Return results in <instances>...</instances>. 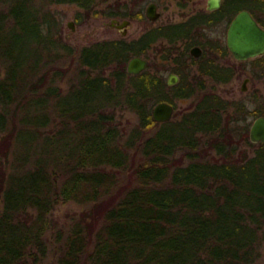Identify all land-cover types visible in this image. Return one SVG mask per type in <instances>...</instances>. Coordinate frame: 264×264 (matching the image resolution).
<instances>
[{"label":"trees","instance_id":"16d2710c","mask_svg":"<svg viewBox=\"0 0 264 264\" xmlns=\"http://www.w3.org/2000/svg\"><path fill=\"white\" fill-rule=\"evenodd\" d=\"M63 2L92 9L96 0H0V264H43L50 252L49 264H256L264 141L249 139L248 115L263 109L184 78L176 45L184 27L75 48L52 8ZM125 5L112 0L101 12L127 15ZM248 7L264 25V1ZM159 38L170 43L162 57L177 63L168 67L176 83L150 60L127 71ZM204 70L222 80L232 73ZM193 95L188 109L153 119L156 102L176 108ZM118 109L136 120L120 126ZM68 200L92 205L64 227L50 213Z\"/></svg>","mask_w":264,"mask_h":264},{"label":"rangeland","instance_id":"374dc122","mask_svg":"<svg viewBox=\"0 0 264 264\" xmlns=\"http://www.w3.org/2000/svg\"><path fill=\"white\" fill-rule=\"evenodd\" d=\"M110 1L112 0H96L92 9H85L71 2L56 3L52 5V8L57 11V14L61 19L65 38L73 44L75 48L97 39L112 38L120 34L117 28L110 25L109 17L101 12V9L104 11ZM157 1L161 16L155 21V23L180 20L184 17V10L205 4V0H189L188 8H184V0ZM146 2L147 0L145 3ZM257 12L260 13L259 11ZM77 17L80 18L79 21L77 20ZM71 19L74 22V29H71L67 23V21ZM149 24L150 23L147 22L146 19H132L128 25L127 33L131 37L137 36ZM222 29L223 24H219L212 30V33L214 35H221L225 38V31L223 32ZM164 45L168 46L165 42L154 44L146 51L145 55L148 60L153 62L151 68H155L159 75L163 78H167L170 71L168 67L172 65V61L169 58L168 60L162 57ZM222 60L227 62L231 61L229 57ZM163 62L165 63V67L162 65ZM236 64L237 72L231 80L228 82L209 81L207 88L218 92L228 99H243L246 102L247 107L250 109L259 106L264 111V66H253L248 62H237ZM75 68L76 65L74 64L71 68V72H69L65 79L61 81L60 85L63 88H67L72 82L71 77L76 70ZM246 76H249V80L245 83L246 88L242 89L244 78ZM195 99V96L175 99L176 111L188 109L191 107ZM116 113V119L120 126L127 128L136 120V115L130 110L118 109ZM254 117L255 115L253 114L248 115V121L251 123ZM241 146L245 147L249 153H252V148L249 145L243 143ZM131 152H134V150H131ZM125 180L126 175L124 176V181ZM91 205V202L80 203L74 200H68L57 204L50 213V216L57 221L59 225L67 227L70 222L79 215V213L88 209ZM47 236L52 237L51 230L47 232ZM260 249L261 255L256 264H264V241L262 242ZM53 259V254L50 252L43 264H49Z\"/></svg>","mask_w":264,"mask_h":264},{"label":"flooded vegetation","instance_id":"af4514ba","mask_svg":"<svg viewBox=\"0 0 264 264\" xmlns=\"http://www.w3.org/2000/svg\"><path fill=\"white\" fill-rule=\"evenodd\" d=\"M145 1L146 0H119L121 4H126L125 6L128 9L129 14L118 15L115 17L108 16L110 20L112 18H118L120 22L124 19L128 20V22L123 26H114L120 32L118 36L133 38L127 33L128 25L132 19H146V21L150 23L144 30L140 32V34L134 36V38H138L142 34H145L152 29H156L157 26L180 25V27H184V35L176 36V45H178L181 51L184 50V56L182 58V63L184 64V78H186L191 84L197 85L203 82L207 86L209 81L228 82L233 78V76H235L237 72V62H248L253 66L254 62L259 58L264 62V51L243 59H239L234 55L227 42L228 27L235 14L241 9L249 10L258 23L264 27L263 23H261L258 17L253 13L254 11L248 7L251 5L261 4L262 0H205V4L203 5L184 10V17L180 20L166 22L161 21L158 23H155V21L161 16V11L158 9V1L147 0L146 3ZM188 1L189 0H184V8H188ZM151 3L155 5V12H158L159 14L157 18H151L146 14L147 7ZM238 4L242 6L237 9L236 6H238ZM257 11L262 12V10H259L258 8L256 10L255 8V12ZM219 24H223L222 30L223 32L225 31V38H223L221 35H214L212 33V30ZM160 40H163L165 43H167L166 38H159V41ZM154 44H157V41L152 42L149 48ZM167 44L170 45V43ZM149 48L147 50H149ZM145 54L146 53H141L139 55L144 56L148 61V58ZM228 57L231 59V61L227 62L222 60ZM171 61V66L177 65L173 59H171ZM216 67L231 69L232 73L229 79H216L213 77V75L204 70L206 68L212 69ZM170 72L178 74L172 70H170L169 73ZM244 79H247L246 81H248L249 76H246Z\"/></svg>","mask_w":264,"mask_h":264},{"label":"water","instance_id":"95a60500","mask_svg":"<svg viewBox=\"0 0 264 264\" xmlns=\"http://www.w3.org/2000/svg\"><path fill=\"white\" fill-rule=\"evenodd\" d=\"M155 5L149 4L146 14L151 18H157L158 12H155ZM128 22L124 19L112 18L109 23L112 26H123ZM71 29H74L73 20L67 21ZM227 42L234 55L243 59L264 51V27H262L254 16L247 9L239 10L233 17L227 31ZM147 59L142 55H134L127 62V71L129 73H138L145 69ZM179 80L178 74L168 73L167 82L173 84ZM244 79L242 89H245ZM176 108L173 103L160 100L156 102L151 109V114L156 121H166L173 117ZM249 139L253 142L264 141V114H259L253 118L249 125Z\"/></svg>","mask_w":264,"mask_h":264}]
</instances>
